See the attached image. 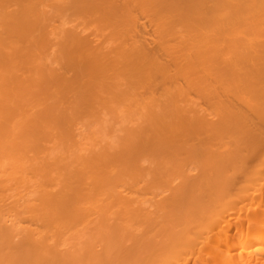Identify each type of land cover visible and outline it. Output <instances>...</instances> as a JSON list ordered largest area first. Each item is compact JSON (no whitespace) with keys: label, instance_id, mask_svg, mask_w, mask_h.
I'll use <instances>...</instances> for the list:
<instances>
[{"label":"bare ground","instance_id":"6f19581e","mask_svg":"<svg viewBox=\"0 0 264 264\" xmlns=\"http://www.w3.org/2000/svg\"><path fill=\"white\" fill-rule=\"evenodd\" d=\"M0 264H264V0H0Z\"/></svg>","mask_w":264,"mask_h":264}]
</instances>
